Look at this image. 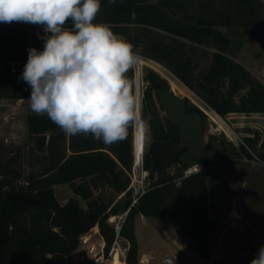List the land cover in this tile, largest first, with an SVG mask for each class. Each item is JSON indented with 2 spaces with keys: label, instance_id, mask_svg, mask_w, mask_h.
<instances>
[{
  "label": "trees",
  "instance_id": "obj_1",
  "mask_svg": "<svg viewBox=\"0 0 264 264\" xmlns=\"http://www.w3.org/2000/svg\"><path fill=\"white\" fill-rule=\"evenodd\" d=\"M94 22L109 24L134 45V51L170 71L221 118L264 114V85L235 60L229 37L239 34L264 49V0H101ZM134 26L140 32L134 33ZM151 28H162L172 38ZM26 29L15 21L0 22V99L30 98L31 88L20 77L28 49L42 50L44 41L37 36L26 47ZM207 46L215 52L208 67L200 70L196 50ZM12 63H20L21 75L10 74ZM129 77L135 84L136 69ZM142 82L147 84L141 92L142 113L151 133L141 163L150 181L146 192L133 205L134 128L123 141L105 145L91 135L66 136L46 115L28 114V137L36 152L47 154L48 166L18 186L22 173L15 157L0 160V264H74L80 238L98 229L108 257L118 239L109 220L125 213L119 238L129 244L126 264H139L138 215L169 221L190 239L200 259L211 258L209 174L204 167L184 178L192 167L183 162L189 147L182 145L180 127L162 115L160 93L169 90V84L153 71ZM184 101L186 113L206 118L202 109ZM258 138H244L250 151ZM66 144L69 154L60 153ZM260 159L264 162V154ZM174 168L179 170L173 174ZM58 185H68L74 195L63 205L55 196ZM106 188L123 197L107 202L102 196Z\"/></svg>",
  "mask_w": 264,
  "mask_h": 264
},
{
  "label": "rangeland",
  "instance_id": "obj_2",
  "mask_svg": "<svg viewBox=\"0 0 264 264\" xmlns=\"http://www.w3.org/2000/svg\"><path fill=\"white\" fill-rule=\"evenodd\" d=\"M132 28L134 33L140 32L137 27ZM148 30L172 38V35L162 28ZM26 32L29 36L26 47H29L37 38V31L27 28ZM229 37L231 50L237 61L264 85L262 45L241 38L239 34H229ZM187 43L190 45V42ZM214 52L215 50L208 46L197 48L195 60L200 70L208 67ZM13 66L18 70L15 74L12 73ZM149 71L155 72L169 84V90L160 93V102L164 108L162 115L169 117L181 129L182 145L189 147L183 158L184 164L191 166L195 163H204L209 174L208 211L212 226L210 236L212 256L208 261L200 259L192 248L190 239L182 236L169 221L148 219L138 215L135 219V236L138 242L139 264H142V259L145 260L144 264H250L260 248L258 244L264 245V166L260 162V155L264 154V141L262 142L259 136L253 151L242 142L238 145L232 143L227 137L228 133L226 135L223 131L219 132V125L209 117L211 112L204 102L170 71L153 61L143 59L142 64L136 68L134 87L137 94L138 79L141 95L142 89L147 86L142 81ZM10 74L21 75L20 63H12ZM175 87L182 99L174 95ZM183 98L189 101V106L202 109L206 118L186 113ZM28 99H0V160L5 163L8 158L15 157V167L22 173L18 186H24L29 177L43 173L48 166L47 154L36 152L34 143L28 137L26 118L28 114H35ZM141 114L145 121V149L141 161L137 163L134 128L132 133L134 162L131 171L133 180L134 174L143 176L141 163L151 143V133L142 113V101ZM258 116L263 118L264 114ZM257 124L260 125V122ZM212 127L215 128L216 135L208 133ZM228 136L235 140L231 133ZM242 139L244 142V137ZM64 151L69 154L68 144L59 152ZM178 170L174 168L171 172L174 174ZM149 184L150 181L145 176V185ZM136 185L138 184L135 182ZM54 190L61 205L74 197L68 185L55 186ZM102 196L109 203L113 200L117 202L123 197L110 188L104 189ZM80 203L84 206L82 201ZM111 219L109 222L116 226L119 217ZM104 246L99 229L98 232L90 231L80 238L79 248L72 255L74 264H126L125 258L129 247L126 240L118 238L108 257L103 255Z\"/></svg>",
  "mask_w": 264,
  "mask_h": 264
},
{
  "label": "clouds",
  "instance_id": "obj_3",
  "mask_svg": "<svg viewBox=\"0 0 264 264\" xmlns=\"http://www.w3.org/2000/svg\"><path fill=\"white\" fill-rule=\"evenodd\" d=\"M100 9L101 0H0V22L43 26V49H28L20 77L31 110L66 136L111 145L145 125L129 77L144 57L109 24L94 22ZM250 264H264V245Z\"/></svg>",
  "mask_w": 264,
  "mask_h": 264
},
{
  "label": "crops",
  "instance_id": "obj_4",
  "mask_svg": "<svg viewBox=\"0 0 264 264\" xmlns=\"http://www.w3.org/2000/svg\"><path fill=\"white\" fill-rule=\"evenodd\" d=\"M237 61V59H235ZM238 62V61H237ZM248 70V69H247ZM182 99V98H180ZM184 99V98H183ZM211 112V111H210ZM259 114H253V115H246L242 113H231L227 115L225 118H221L218 116L215 112H211L209 114V117L211 118L214 123H217L219 125V132L221 133L222 131L225 133L227 132L228 135H230L229 130H233L238 136L241 138H253L255 136L261 137L262 142L264 141V116H258ZM221 121H220V120ZM257 122H260V125L257 124ZM247 129H250V132L246 131ZM208 133L210 135H216V130L215 128H210ZM226 134V133H225ZM203 165L204 163H195L194 165ZM191 165V166H194ZM211 167H209L210 169ZM66 202V201H65ZM262 244H258V247H261ZM141 263L144 264L145 260L142 259Z\"/></svg>",
  "mask_w": 264,
  "mask_h": 264
},
{
  "label": "built area",
  "instance_id": "obj_5",
  "mask_svg": "<svg viewBox=\"0 0 264 264\" xmlns=\"http://www.w3.org/2000/svg\"><path fill=\"white\" fill-rule=\"evenodd\" d=\"M18 25L24 27V28H33V29H36L37 31V36L40 38L41 36L44 35V32H43V26L41 25H35V24H31V23H25V22H16ZM41 39V38H40ZM42 40V39H41ZM139 69V68H138ZM17 68L15 66L12 67V73L15 74L17 72ZM205 104V103H204ZM206 105V104H205ZM207 106V105H206ZM208 107V106H207ZM208 109L211 111V112H214L212 109H210L208 107ZM229 132L233 135L234 139L233 140L232 138H230L228 135H227V132L226 135L228 137V139L234 143L235 145H238L239 142H242L243 145H245V143L243 142V139L238 136L233 130H229ZM262 163V165L264 166V162L263 161H260ZM204 170V166L203 165H200V164H197V165H194L192 166L191 168H189L185 174H184V178H187L188 176L192 175V174H195V173H198V172H201ZM143 172V176L139 177L137 176L136 174H134V180H133V176H131V189H133V193H134V202H133V205L137 203L138 201V198L140 195H142L143 193L146 192V189L148 188V186L145 185V176L148 177V174L146 172ZM135 182L139 185H136L135 186ZM179 184V183H178ZM127 216V213H125L124 215L122 216H117L119 217V222L117 223V225L115 226V229L117 231V238H119V232H120V229H121V223H123V221L125 220ZM113 218V217H112ZM112 219L110 218L109 221H111ZM123 220V221H122ZM122 221V222H121Z\"/></svg>",
  "mask_w": 264,
  "mask_h": 264
},
{
  "label": "bare ground",
  "instance_id": "obj_6",
  "mask_svg": "<svg viewBox=\"0 0 264 264\" xmlns=\"http://www.w3.org/2000/svg\"><path fill=\"white\" fill-rule=\"evenodd\" d=\"M174 89H175L176 92H178L177 87H175ZM180 91L182 92V90H180ZM145 135H146L145 125H141L139 127H136V130H135V149H136V152L135 153H136V161H138V159L141 161L142 155L144 153V149H145V139H146V136ZM85 241L87 242L88 240H85ZM84 244H85V242H84ZM109 264H111V263H109Z\"/></svg>",
  "mask_w": 264,
  "mask_h": 264
},
{
  "label": "water",
  "instance_id": "obj_7",
  "mask_svg": "<svg viewBox=\"0 0 264 264\" xmlns=\"http://www.w3.org/2000/svg\"><path fill=\"white\" fill-rule=\"evenodd\" d=\"M139 83H140V81H139V79H138V95H139V97H140V99H141ZM173 93H174V95H175L176 97L181 98V95H180L178 92H176L175 90H173ZM139 162H140V160L138 159L137 163H139ZM38 203H39L38 200H35V199H34V200L32 201V205H33V206L38 205Z\"/></svg>",
  "mask_w": 264,
  "mask_h": 264
}]
</instances>
